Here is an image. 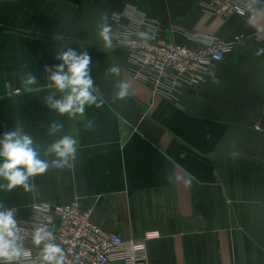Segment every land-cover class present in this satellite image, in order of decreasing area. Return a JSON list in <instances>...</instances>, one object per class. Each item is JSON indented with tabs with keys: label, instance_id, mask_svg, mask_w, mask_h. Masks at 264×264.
Here are the masks:
<instances>
[{
	"label": "crops",
	"instance_id": "obj_1",
	"mask_svg": "<svg viewBox=\"0 0 264 264\" xmlns=\"http://www.w3.org/2000/svg\"><path fill=\"white\" fill-rule=\"evenodd\" d=\"M210 1L0 0V138L21 125L49 160L43 152L53 141H77L72 167L30 178L35 191L0 190V204L28 218L34 205L78 203L103 230L146 242L147 264H264V54H256L264 0H251L245 18L213 16L204 9ZM132 7L167 36L183 31L177 42L232 43L214 80L185 85L176 100L137 80L128 50L106 47L98 28L106 13L117 32L115 18ZM60 47L91 54L99 106L83 114L46 103L56 90L45 68L60 63ZM113 66L119 75L109 74ZM27 71L38 78L32 91ZM118 82L128 85L124 99ZM54 121L63 128L51 136Z\"/></svg>",
	"mask_w": 264,
	"mask_h": 264
},
{
	"label": "built area",
	"instance_id": "obj_2",
	"mask_svg": "<svg viewBox=\"0 0 264 264\" xmlns=\"http://www.w3.org/2000/svg\"><path fill=\"white\" fill-rule=\"evenodd\" d=\"M256 3L251 0H211L204 5L207 13L222 18H245ZM125 21V22H124ZM119 25L112 32L113 43L129 52L131 74L149 86L156 96L176 100L188 84H206L214 80L216 69L233 49L232 43L220 39H195L191 43L169 41L161 25L132 7L115 18ZM264 42V31L257 34ZM24 222V252L12 264H44L41 259L44 244L36 245L32 233L46 227L54 242L62 249L63 264H147V245L144 241L125 240L96 225L92 211L78 203L66 205L39 204L32 207Z\"/></svg>",
	"mask_w": 264,
	"mask_h": 264
},
{
	"label": "clouds",
	"instance_id": "obj_3",
	"mask_svg": "<svg viewBox=\"0 0 264 264\" xmlns=\"http://www.w3.org/2000/svg\"><path fill=\"white\" fill-rule=\"evenodd\" d=\"M99 36L106 47H112V28L108 24L107 14L101 16L98 23ZM63 37L54 36V40L60 41ZM258 56L264 54V48L256 53ZM55 58L59 64L45 68L49 73L47 79L51 82L50 87L56 91L46 97L49 108L59 114L75 115L83 114L86 105L97 104L98 88L94 87V80L91 76L90 65H92L91 54L85 49L78 52L68 47L66 50L60 47ZM22 69H27L23 65ZM120 69L116 66L108 69L109 74L119 75ZM38 78L27 71L23 79L26 91H32L31 85L37 83ZM116 97L124 99L129 95L128 85L124 82L116 84ZM56 92L61 93L60 98ZM100 103H103L100 100ZM91 121L85 124L90 128ZM63 128L58 122H52L49 127V135L55 136ZM77 141L70 135H63L61 138L49 144L43 152V157L54 156V159L42 158L39 145L34 142L32 135L21 125L15 126L14 130L7 131L0 138V190L10 192L17 187H23L25 191H35V185L30 178L45 173L50 167L65 168L72 167V160L77 153ZM235 148V145H232ZM232 156L239 155L232 151ZM190 183V181H189ZM18 209L8 208L0 204V261L3 264H12L21 258L24 252V222L17 219ZM32 241L36 245L44 244L41 259L44 264H63L62 249L54 242V237L46 227H39L32 233Z\"/></svg>",
	"mask_w": 264,
	"mask_h": 264
},
{
	"label": "water",
	"instance_id": "obj_4",
	"mask_svg": "<svg viewBox=\"0 0 264 264\" xmlns=\"http://www.w3.org/2000/svg\"><path fill=\"white\" fill-rule=\"evenodd\" d=\"M168 39L170 42H172V37L170 35L168 36Z\"/></svg>",
	"mask_w": 264,
	"mask_h": 264
}]
</instances>
